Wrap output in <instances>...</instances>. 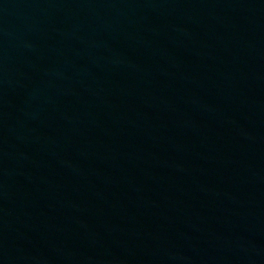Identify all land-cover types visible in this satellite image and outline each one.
<instances>
[{
  "label": "water",
  "instance_id": "obj_1",
  "mask_svg": "<svg viewBox=\"0 0 264 264\" xmlns=\"http://www.w3.org/2000/svg\"><path fill=\"white\" fill-rule=\"evenodd\" d=\"M264 80V0H0V194Z\"/></svg>",
  "mask_w": 264,
  "mask_h": 264
}]
</instances>
